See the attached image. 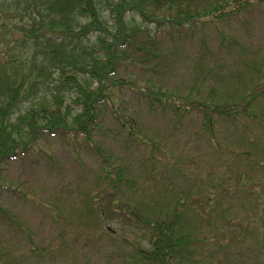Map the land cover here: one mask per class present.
Masks as SVG:
<instances>
[{"label": "rangeland", "instance_id": "1", "mask_svg": "<svg viewBox=\"0 0 264 264\" xmlns=\"http://www.w3.org/2000/svg\"><path fill=\"white\" fill-rule=\"evenodd\" d=\"M131 16L135 44L107 81L110 95L99 106L94 131L130 178L121 202L150 215L180 213L179 222L196 239V260L178 262L264 264V120L215 113L214 137L202 126L203 102L213 88L223 96L235 90L238 98L253 88L252 109H264V82L256 84L264 76V6L183 27L158 28ZM197 78L205 83L189 99ZM225 99L220 109L233 102ZM137 128L151 140L130 135ZM101 160L83 137L48 134L27 157L7 164L0 186V264H147L135 248L150 247L148 231L112 208L113 194L99 178ZM97 193L109 213L107 230L89 214Z\"/></svg>", "mask_w": 264, "mask_h": 264}, {"label": "trees", "instance_id": "2", "mask_svg": "<svg viewBox=\"0 0 264 264\" xmlns=\"http://www.w3.org/2000/svg\"><path fill=\"white\" fill-rule=\"evenodd\" d=\"M256 4L264 6V0H0V186L7 164L27 157L42 135L83 137L102 156L99 178L107 182L103 190L113 194L112 208L148 231L150 247L135 248V254L147 264H183L190 256L196 260V239L179 222L180 213L150 215L121 202V187L130 178L96 142L98 110L110 95L112 85L107 81L114 77L127 47L135 44L137 30L131 25L135 17L130 15L137 14L158 28L183 27L218 15L243 14ZM164 9L169 13L159 15ZM170 10H176V15ZM2 44L8 51H3ZM257 78V85L264 82L263 74ZM203 83L197 78L189 99L194 96L192 89ZM234 91L223 96L220 89H210L203 102L208 108L202 109V126L209 136L216 133L215 113L233 118L242 112L264 120V109H252L257 103L253 88L241 98ZM221 97L233 102L220 109ZM243 100V107L237 108ZM130 135L151 140L140 128ZM247 176L240 175L242 184ZM88 208L92 219L107 230L109 213L103 196L92 194Z\"/></svg>", "mask_w": 264, "mask_h": 264}]
</instances>
